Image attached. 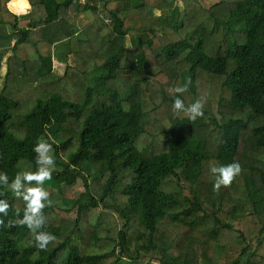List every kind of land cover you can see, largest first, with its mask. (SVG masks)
I'll return each mask as SVG.
<instances>
[{
  "label": "trees",
  "instance_id": "16d2710c",
  "mask_svg": "<svg viewBox=\"0 0 264 264\" xmlns=\"http://www.w3.org/2000/svg\"><path fill=\"white\" fill-rule=\"evenodd\" d=\"M29 3L0 0V264H264V0ZM177 95L203 115L174 113ZM41 137L45 249L10 188Z\"/></svg>",
  "mask_w": 264,
  "mask_h": 264
},
{
  "label": "clouds",
  "instance_id": "9594fccd",
  "mask_svg": "<svg viewBox=\"0 0 264 264\" xmlns=\"http://www.w3.org/2000/svg\"><path fill=\"white\" fill-rule=\"evenodd\" d=\"M7 6L17 15L27 14L31 8L29 0H8ZM188 83L190 81L176 87L174 91L176 93L185 92ZM172 111L186 113L188 119L194 121L203 115V102L196 99L186 105L177 95L172 101ZM32 150L35 153L37 167L35 170L17 172L10 182V188L16 196L24 201L23 214L22 216L18 215L17 223L33 230L35 246L45 249L50 242L56 239L53 233L41 230V226L44 224L43 209L50 204L49 192L43 187V182L52 175L55 156L52 144L43 137L37 139ZM239 172L240 164L235 161L210 167V173L214 177L213 188L218 189L221 185L227 186ZM0 184L9 185L8 174L4 171H0ZM8 208L9 203L0 199V214L7 215Z\"/></svg>",
  "mask_w": 264,
  "mask_h": 264
},
{
  "label": "rangeland",
  "instance_id": "374dc122",
  "mask_svg": "<svg viewBox=\"0 0 264 264\" xmlns=\"http://www.w3.org/2000/svg\"><path fill=\"white\" fill-rule=\"evenodd\" d=\"M157 14L159 15L160 12H157ZM7 58H8V56L5 57V59H4L5 63L7 62ZM65 68H66V65L64 63L62 64L61 62H57V61H55L53 63V73L54 74L63 75L64 72H65ZM5 73H6V68L4 67V69L1 72L2 78L4 77ZM93 76H95V75H93ZM14 81L17 82V80H14ZM93 81H95V80L91 77L90 78V82L93 83ZM2 86H3V80L0 79V88H2ZM153 264H159V263L158 262H154Z\"/></svg>",
  "mask_w": 264,
  "mask_h": 264
},
{
  "label": "crops",
  "instance_id": "0c3cea01",
  "mask_svg": "<svg viewBox=\"0 0 264 264\" xmlns=\"http://www.w3.org/2000/svg\"><path fill=\"white\" fill-rule=\"evenodd\" d=\"M13 12V11H12Z\"/></svg>",
  "mask_w": 264,
  "mask_h": 264
}]
</instances>
